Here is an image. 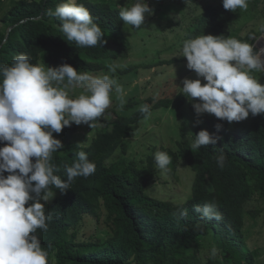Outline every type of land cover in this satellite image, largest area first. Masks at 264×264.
I'll return each instance as SVG.
<instances>
[{"label": "trees", "instance_id": "trees-1", "mask_svg": "<svg viewBox=\"0 0 264 264\" xmlns=\"http://www.w3.org/2000/svg\"><path fill=\"white\" fill-rule=\"evenodd\" d=\"M63 2L65 0H20L4 15L0 30V66L10 65L14 56L23 53L32 63L45 67L67 63L77 71H98L109 69L106 60L128 55L132 46L123 35L125 24L119 18L120 7L78 0L89 9L107 41L95 47H79L74 41H66L59 27L61 22L47 15ZM232 19L233 12L225 10L223 5L211 6L194 20L186 40L203 34L227 38L228 33L223 28ZM263 32L264 28L253 30L236 39L253 46ZM111 44L116 47L112 48ZM176 46V43L169 44L166 49L171 51ZM175 61L187 60L173 57L159 61V65ZM132 67L121 72L130 73ZM257 80L264 84V71ZM185 101V96L180 94L174 100L158 101L155 107L178 109ZM132 107L127 106L125 110ZM112 113L113 118L103 120V129L97 131L87 146L73 140L77 132L73 124L53 134L64 145L52 154L51 163L57 169L54 174L66 179L65 167L74 162L75 153L81 150L95 162L96 170L87 178L74 179L66 192L50 186L47 196L54 193V198L44 206L46 215L50 216L47 231L37 229L34 233L49 253V264H229V253L235 254L234 264H253L252 255L243 249L245 208L255 193L264 199V114H250L247 119L231 124L206 115L204 124L196 126L195 134L207 129L222 137L217 144L191 150V142L184 141L178 151L167 150L171 157L167 169L172 173L183 161L195 172L191 196L184 203L173 204L151 198L147 193L159 174L154 155L144 167L135 162L108 166L107 161L118 150L126 151V141L144 120L140 111L126 115L116 110ZM218 123L223 125L219 132L215 128ZM94 127H98L97 121ZM221 151L226 155L223 168L215 159ZM206 203L215 205L222 217L220 220L202 218L194 211V205ZM104 208L112 236L102 241L77 242L72 230L86 215L99 219ZM179 209H186L187 216L179 218ZM211 233L216 236L217 248L223 257H212L203 263L198 256L199 242Z\"/></svg>", "mask_w": 264, "mask_h": 264}, {"label": "clouds", "instance_id": "clouds-1", "mask_svg": "<svg viewBox=\"0 0 264 264\" xmlns=\"http://www.w3.org/2000/svg\"><path fill=\"white\" fill-rule=\"evenodd\" d=\"M184 2L188 4L190 0ZM222 5L235 12L238 8L247 9L248 0H222ZM152 11L147 0H135L130 7H120L119 18L140 29L145 14ZM47 15L58 19L65 40L74 41L79 47L107 42L89 9L78 0H65ZM176 57L186 58L187 69L196 73L197 78H185L181 88L182 94L193 102L197 116L212 114L231 124L250 114H264V84L250 74L264 68V60L261 51L254 54L249 43L203 34L184 41ZM109 67L115 72L120 65ZM76 85L82 86L84 92L72 98L69 90ZM113 90L123 104L124 89L108 75L78 72L67 63L45 67L32 63L23 53L14 56L10 65L0 66V144L4 145L0 147V264H49V253L34 234L37 229L48 228L50 216L41 201L47 199L50 186L66 192L74 179L87 178L96 170L95 162L81 150L75 153L74 162L65 167L66 179L54 174L57 169L51 163L52 154L64 145L53 134L73 123L94 127L96 119L112 103ZM140 112L144 119L151 116L147 104L140 106ZM222 127L220 123L215 125L217 132ZM220 139L202 129L194 135L191 150L215 145ZM215 159L220 168L225 166L226 155L222 151ZM154 161L157 168L164 170L171 164V157L157 151ZM194 211L202 218H222L212 203L194 205ZM178 213L179 218L187 216L186 209H179ZM217 251L212 247L209 257H215Z\"/></svg>", "mask_w": 264, "mask_h": 264}, {"label": "rangeland", "instance_id": "rangeland-1", "mask_svg": "<svg viewBox=\"0 0 264 264\" xmlns=\"http://www.w3.org/2000/svg\"><path fill=\"white\" fill-rule=\"evenodd\" d=\"M20 0H0V30L3 29L2 19L13 6ZM94 3H108L115 7L131 6L135 0H92ZM153 10L151 14H145V23L140 29H135L130 25H124L123 35L130 42L131 50L127 56L117 59L106 60L107 66L118 64L115 72L109 69L98 71L78 70L93 76L108 75L116 81L125 92L124 103H120L119 96L111 93L112 103L105 110L101 117L97 118L98 127L90 128L81 124L76 126L77 132L73 140L87 146L97 135V131L103 129V120L112 119V110L119 114H129L140 111V106L147 104L150 106L151 116L144 119L137 125V130L133 132L132 138L126 141V151L118 150L116 154L107 161L108 166L117 164L119 166L128 165L135 162L139 167H144L150 156L157 151L167 150L178 151L181 142H192L197 125L205 122L206 115L197 116L192 109V101L185 96V104L176 109L155 107V104L164 99L174 100L182 94L185 78L196 79V73L186 67L187 61H175L166 65H159L161 60H171L176 57L186 41L187 31L193 25L197 17L202 16L211 6H222V0H190L188 4L184 0H147ZM264 28V0H248L247 9H237L233 12V19L224 26V31L228 37L236 38L246 36L251 31H259ZM182 39V40H181ZM176 43L174 50H167L166 46ZM115 48V44L110 45ZM257 47V52L261 51V59L264 60V32L257 38L252 46ZM180 58V57H177ZM184 58V57H182ZM134 66L130 73H122ZM133 68V67H132ZM260 70H252L251 75L257 80ZM84 89L76 85L69 90L72 98L82 94ZM152 99V101H149ZM127 111V106H132ZM100 119V121H99ZM199 120L201 123L196 124ZM191 132V133H190ZM195 180V172L183 161L179 164L177 171L172 173L169 169H159V174L153 185L147 190L151 198L169 201L173 204L184 203L192 194V187ZM54 193H49L46 200L41 202L44 206L51 203ZM246 218L244 226L245 253L252 255L253 264H264V199L255 193L253 200L246 204ZM107 211L104 208L99 219L86 215L83 221L73 229L77 242H89L105 240L112 236L111 229L107 227ZM215 247L217 250V240L214 234L202 238L199 242L198 256L203 263L210 260L208 251ZM235 254H227L229 264ZM217 258H222L223 253L217 251ZM212 258V257H211Z\"/></svg>", "mask_w": 264, "mask_h": 264}, {"label": "water", "instance_id": "water-1", "mask_svg": "<svg viewBox=\"0 0 264 264\" xmlns=\"http://www.w3.org/2000/svg\"><path fill=\"white\" fill-rule=\"evenodd\" d=\"M253 52H254V54L257 52V47L256 46H254Z\"/></svg>", "mask_w": 264, "mask_h": 264}]
</instances>
